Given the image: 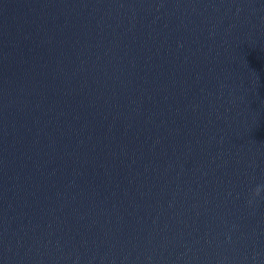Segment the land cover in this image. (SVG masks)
<instances>
[{
    "label": "water",
    "instance_id": "water-1",
    "mask_svg": "<svg viewBox=\"0 0 264 264\" xmlns=\"http://www.w3.org/2000/svg\"><path fill=\"white\" fill-rule=\"evenodd\" d=\"M0 264H264V0H0Z\"/></svg>",
    "mask_w": 264,
    "mask_h": 264
}]
</instances>
